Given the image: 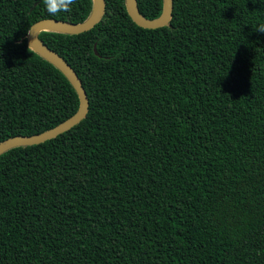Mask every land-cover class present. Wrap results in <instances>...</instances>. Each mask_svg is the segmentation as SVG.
Instances as JSON below:
<instances>
[{
    "label": "trees",
    "instance_id": "16d2710c",
    "mask_svg": "<svg viewBox=\"0 0 264 264\" xmlns=\"http://www.w3.org/2000/svg\"><path fill=\"white\" fill-rule=\"evenodd\" d=\"M135 2L161 13L162 0ZM92 6L50 16L43 0H0V141L75 112V90L25 36ZM261 24L264 0H171L156 28L104 0L86 31H39L87 111L0 153V264H264Z\"/></svg>",
    "mask_w": 264,
    "mask_h": 264
},
{
    "label": "water",
    "instance_id": "95a60500",
    "mask_svg": "<svg viewBox=\"0 0 264 264\" xmlns=\"http://www.w3.org/2000/svg\"><path fill=\"white\" fill-rule=\"evenodd\" d=\"M93 6L90 16L82 22H68L53 18H43L33 22L26 33L27 45L38 55L54 65L69 81L78 98V106L75 112L65 120L53 127L30 135H14L0 141V153L17 145L36 144L69 129L79 122L87 111V98L81 86V82L73 69L55 52L46 47L37 37L39 31L54 30L67 33H80L90 29L101 18L104 10V0H92ZM127 14L131 20L143 28H156L167 24L171 11V0H162L161 13L156 18L147 19L141 16L137 10L135 0H124ZM93 52H95L93 48Z\"/></svg>",
    "mask_w": 264,
    "mask_h": 264
},
{
    "label": "clouds",
    "instance_id": "9594fccd",
    "mask_svg": "<svg viewBox=\"0 0 264 264\" xmlns=\"http://www.w3.org/2000/svg\"><path fill=\"white\" fill-rule=\"evenodd\" d=\"M46 11L50 16H55L62 12H71L72 5L76 0H43ZM260 33H264V24L258 25L255 28Z\"/></svg>",
    "mask_w": 264,
    "mask_h": 264
}]
</instances>
